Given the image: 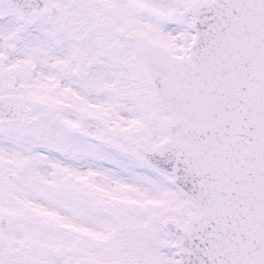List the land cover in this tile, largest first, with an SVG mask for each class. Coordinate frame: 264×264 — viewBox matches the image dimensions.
<instances>
[{
	"label": "snow or ice",
	"instance_id": "6c2138e0",
	"mask_svg": "<svg viewBox=\"0 0 264 264\" xmlns=\"http://www.w3.org/2000/svg\"><path fill=\"white\" fill-rule=\"evenodd\" d=\"M0 264H264V0H0Z\"/></svg>",
	"mask_w": 264,
	"mask_h": 264
}]
</instances>
